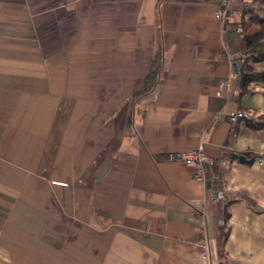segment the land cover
I'll use <instances>...</instances> for the list:
<instances>
[{"label": "crops", "instance_id": "0c3cea01", "mask_svg": "<svg viewBox=\"0 0 264 264\" xmlns=\"http://www.w3.org/2000/svg\"><path fill=\"white\" fill-rule=\"evenodd\" d=\"M220 2L0 0V264H206L193 209L211 264L223 227L227 264H264V82L219 93L242 46ZM201 144L217 184L174 158Z\"/></svg>", "mask_w": 264, "mask_h": 264}, {"label": "trees", "instance_id": "16d2710c", "mask_svg": "<svg viewBox=\"0 0 264 264\" xmlns=\"http://www.w3.org/2000/svg\"><path fill=\"white\" fill-rule=\"evenodd\" d=\"M246 5L241 11V52L231 58L233 65L237 68L238 83L242 91L249 92V85L255 82H264V71L255 69V64L264 62V0H241ZM163 53L161 49L154 51L147 72L141 82L139 91L133 99L149 93L156 85L161 69ZM264 118V115H263ZM255 126H263L257 124ZM242 159L230 155L229 159ZM226 220V213L224 214ZM228 230L223 227L215 236L216 260L218 264H227L224 243Z\"/></svg>", "mask_w": 264, "mask_h": 264}, {"label": "built area", "instance_id": "2783aa9c", "mask_svg": "<svg viewBox=\"0 0 264 264\" xmlns=\"http://www.w3.org/2000/svg\"><path fill=\"white\" fill-rule=\"evenodd\" d=\"M231 0H221V2L216 6L214 16L219 21H224V19L227 17L229 13V6H230ZM246 7L244 3L241 2V11L242 9ZM241 13L238 14V17H240ZM240 22V21H239ZM239 22L236 25L235 31L240 35L241 34V28ZM237 71L235 70V66L233 65L232 71L229 73L226 80L222 81L218 86L219 93L225 92L228 87L229 83L237 79ZM257 87H252L249 89V92H256ZM239 119L248 120L250 119V116L248 113L237 110L234 113H231L228 115L227 120L231 125H234ZM174 158L176 161H179L191 168H193L194 171V177L198 180H204L207 175L210 176V179L213 183L217 184L219 182V175L221 171L225 170L227 168V159L226 158H218L214 159L207 155L203 149L202 144L198 146V148L190 151L185 152H178L174 155ZM219 186V185H218ZM218 188V187H217ZM226 198L225 191L219 187L216 194L213 196V200L215 201H224ZM193 218L196 220L197 224L199 225V229H201L202 232V238H201V246L203 248V258L206 261V264H211V255L209 254V245L207 242V233L206 228L208 225L207 217L205 213L202 210L199 209H193L192 210Z\"/></svg>", "mask_w": 264, "mask_h": 264}, {"label": "water", "instance_id": "95a60500", "mask_svg": "<svg viewBox=\"0 0 264 264\" xmlns=\"http://www.w3.org/2000/svg\"><path fill=\"white\" fill-rule=\"evenodd\" d=\"M238 66H239L238 64H237V65H235V70H236V71H237V68H238Z\"/></svg>", "mask_w": 264, "mask_h": 264}, {"label": "bare ground", "instance_id": "6f19581e", "mask_svg": "<svg viewBox=\"0 0 264 264\" xmlns=\"http://www.w3.org/2000/svg\"><path fill=\"white\" fill-rule=\"evenodd\" d=\"M218 264V263H217Z\"/></svg>", "mask_w": 264, "mask_h": 264}]
</instances>
